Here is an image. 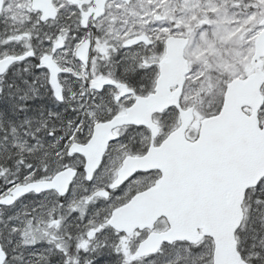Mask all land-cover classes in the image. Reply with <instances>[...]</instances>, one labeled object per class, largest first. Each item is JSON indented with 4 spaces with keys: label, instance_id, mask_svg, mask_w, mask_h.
Listing matches in <instances>:
<instances>
[{
    "label": "snow or ice",
    "instance_id": "1",
    "mask_svg": "<svg viewBox=\"0 0 264 264\" xmlns=\"http://www.w3.org/2000/svg\"><path fill=\"white\" fill-rule=\"evenodd\" d=\"M0 264H264V0H0Z\"/></svg>",
    "mask_w": 264,
    "mask_h": 264
}]
</instances>
